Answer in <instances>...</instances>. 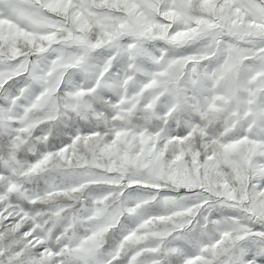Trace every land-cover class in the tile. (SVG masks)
Instances as JSON below:
<instances>
[{
    "label": "snow or ice",
    "instance_id": "1",
    "mask_svg": "<svg viewBox=\"0 0 264 264\" xmlns=\"http://www.w3.org/2000/svg\"><path fill=\"white\" fill-rule=\"evenodd\" d=\"M0 264H264V0H0Z\"/></svg>",
    "mask_w": 264,
    "mask_h": 264
}]
</instances>
